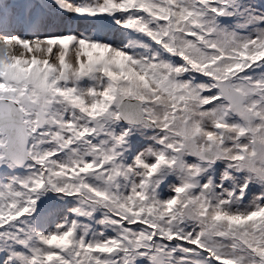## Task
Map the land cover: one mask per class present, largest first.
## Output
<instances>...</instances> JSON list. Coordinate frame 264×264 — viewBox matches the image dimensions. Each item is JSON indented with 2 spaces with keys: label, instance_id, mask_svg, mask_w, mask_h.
I'll return each instance as SVG.
<instances>
[{
  "label": "snow or ice",
  "instance_id": "obj_1",
  "mask_svg": "<svg viewBox=\"0 0 264 264\" xmlns=\"http://www.w3.org/2000/svg\"><path fill=\"white\" fill-rule=\"evenodd\" d=\"M0 264H264V0H0Z\"/></svg>",
  "mask_w": 264,
  "mask_h": 264
}]
</instances>
